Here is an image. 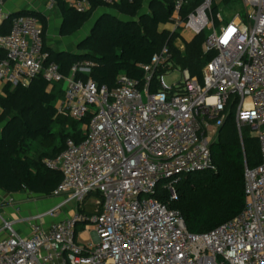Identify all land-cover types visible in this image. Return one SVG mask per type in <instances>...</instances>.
Returning a JSON list of instances; mask_svg holds the SVG:
<instances>
[{"label": "built area", "instance_id": "obj_1", "mask_svg": "<svg viewBox=\"0 0 264 264\" xmlns=\"http://www.w3.org/2000/svg\"><path fill=\"white\" fill-rule=\"evenodd\" d=\"M93 1L65 0L78 13ZM97 1L112 6L124 0ZM222 1L173 0L171 37L209 31L204 50L216 55L202 79L180 67L182 80L169 86L159 75L157 92L151 91L154 76L175 68L168 42L144 66L143 79L121 74L110 88L77 77L96 66L90 60L74 65L69 76L55 62L45 67L42 24L31 15L13 18L10 32L0 34V94L8 85L29 86L42 73L50 91L63 81L58 114L82 122L84 139H68L61 154L44 160L62 173L54 195L65 199L25 219L29 234L2 218L0 264H264V0H241L239 13L216 11ZM47 6L53 10L56 3ZM9 15L0 5V24ZM231 100L240 135L249 127L259 140L261 163L246 169L243 212L194 234L181 212L156 195L161 186L176 199L181 175L213 167L211 143ZM93 194L99 196L89 212ZM69 204L78 209L62 217ZM79 224L93 242H79Z\"/></svg>", "mask_w": 264, "mask_h": 264}, {"label": "trees", "instance_id": "obj_2", "mask_svg": "<svg viewBox=\"0 0 264 264\" xmlns=\"http://www.w3.org/2000/svg\"><path fill=\"white\" fill-rule=\"evenodd\" d=\"M62 15L60 34L69 37L80 31L95 16L90 34L78 43L77 51L55 50L48 43L50 22L48 16L37 10H21L10 14L0 24V34L11 30L17 16L31 15L43 27L45 67L58 64L60 72L69 76L74 65L90 60L96 63L90 73L77 74L78 78H93L99 85L114 88L118 76L126 74L143 79L144 66L168 42L172 49L174 67L189 69L202 79V72L216 55L205 52L207 32L186 42L185 51L171 37L168 21L173 0L122 1L108 6L94 0L86 13H78L65 2L54 0ZM197 4V3H196ZM242 6L241 0H223L215 10ZM151 82V91L160 89L158 76ZM62 82L50 83L40 74L29 86L8 85L0 94V189L16 194L30 192L52 196L63 180L60 171L51 169L44 160L56 158L66 147L68 139H84L82 122L58 114V101L65 90ZM236 103L232 100L226 109V119L211 143L213 167L208 170L181 175L177 182V198L161 186L156 197L171 209L181 212L188 230L194 234L209 232L239 216L246 206V169L261 163L259 140L245 127L242 136L235 117ZM164 181L163 183H165ZM96 196H99L98 194Z\"/></svg>", "mask_w": 264, "mask_h": 264}, {"label": "rangeland", "instance_id": "obj_3", "mask_svg": "<svg viewBox=\"0 0 264 264\" xmlns=\"http://www.w3.org/2000/svg\"><path fill=\"white\" fill-rule=\"evenodd\" d=\"M48 4V2H47ZM46 4V8H47V12H49V17L51 18V23H50V30L48 32V43L49 45L55 49V50H69V51H77L78 50V43L86 38L90 32H91V29L95 23V19L97 18V15L99 14H96V16L88 23H86L84 25V27L78 31L77 33H75L74 35L72 36H69V37H62L61 34H60V25H61V18H58L57 16V11H59L57 9V6H55L53 8V10H49L48 9V6ZM224 6H221V9L223 10ZM234 10L235 13H239V11H242V6H237V7H231L229 9H227V12H232ZM51 11H54V12H51ZM241 14H243L244 18L246 17L245 15V12H240ZM226 21L228 20L227 17H225ZM209 32V31H207ZM192 36L190 35L188 38L186 37H177L176 38V41H177V44L179 45L180 48H183L184 47V50H182L183 52L185 51L186 49V42L188 41H191L192 39ZM165 77V82L167 85L169 86H173L175 84H177L179 81L182 80V69L180 67H175L174 69L170 70V71H167L164 73ZM61 87L63 88V90H65V83H62ZM63 99V96L59 99L61 100ZM59 103V101H58ZM0 131H1V126H0ZM28 194H32L33 195V198L38 200L39 203H41L43 206H45V211L52 208V207H55L57 204H59L60 202H62L65 197L64 196H55V195H52V196H45V195H38V194H33V193H30V192H27ZM97 203V197L95 194L91 195L87 201V211L89 212H93L94 209L92 207H94V205ZM78 209L77 205L76 204H69L67 206H65L63 208V214L64 216L66 215H69L70 212L74 211ZM90 227V230L93 231L96 229V224L95 223H90L88 225ZM83 225L79 224L78 225V237H79V240L81 241L82 240V243H89V242H93V237H88L87 239H84L82 237V233H84V230H83Z\"/></svg>", "mask_w": 264, "mask_h": 264}, {"label": "crops", "instance_id": "obj_4", "mask_svg": "<svg viewBox=\"0 0 264 264\" xmlns=\"http://www.w3.org/2000/svg\"><path fill=\"white\" fill-rule=\"evenodd\" d=\"M47 2L48 0H0V5L9 14H14L24 9L42 11L48 16L49 22L51 23V18L49 17L50 11H46ZM57 16L58 18H61L62 25V15L60 11H57ZM190 35V33L184 32L185 37L188 38ZM193 38L194 37L192 36L191 39ZM45 209V206L39 203L38 200L34 199L32 194L30 195L27 192L10 194L0 189V224H2V218L14 222L15 229L22 235H27L30 232L29 225L24 220L45 212ZM62 217H65L64 214ZM50 222V220H47V224ZM82 237L87 239V234L85 232L82 233ZM79 242L82 243V240H79Z\"/></svg>", "mask_w": 264, "mask_h": 264}, {"label": "water", "instance_id": "obj_5", "mask_svg": "<svg viewBox=\"0 0 264 264\" xmlns=\"http://www.w3.org/2000/svg\"><path fill=\"white\" fill-rule=\"evenodd\" d=\"M196 172H200V171H192V173H196Z\"/></svg>", "mask_w": 264, "mask_h": 264}]
</instances>
